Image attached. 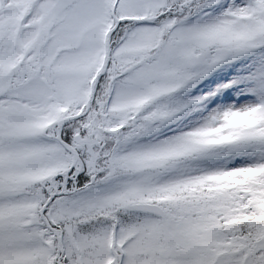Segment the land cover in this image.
<instances>
[{
	"label": "snow or ice",
	"instance_id": "6c2138e0",
	"mask_svg": "<svg viewBox=\"0 0 264 264\" xmlns=\"http://www.w3.org/2000/svg\"><path fill=\"white\" fill-rule=\"evenodd\" d=\"M0 264H264V0H0Z\"/></svg>",
	"mask_w": 264,
	"mask_h": 264
}]
</instances>
